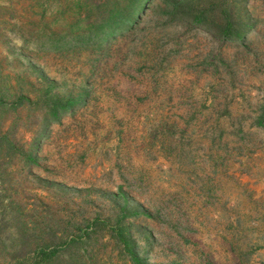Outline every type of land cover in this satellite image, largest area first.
Listing matches in <instances>:
<instances>
[{"label": "rangeland", "instance_id": "1", "mask_svg": "<svg viewBox=\"0 0 264 264\" xmlns=\"http://www.w3.org/2000/svg\"><path fill=\"white\" fill-rule=\"evenodd\" d=\"M31 1L53 40L85 37L32 46L34 103L0 106V133L17 144L0 149V264H131L110 234L119 216L148 264H264V0H134L136 20L123 16L115 36L110 9L132 0ZM5 35L0 24V90L25 67ZM87 230L35 259L43 239L62 249Z\"/></svg>", "mask_w": 264, "mask_h": 264}, {"label": "trees", "instance_id": "2", "mask_svg": "<svg viewBox=\"0 0 264 264\" xmlns=\"http://www.w3.org/2000/svg\"><path fill=\"white\" fill-rule=\"evenodd\" d=\"M29 1V2H27ZM31 0H0V24L2 25V28L6 29L9 35H5L6 37H12L16 41L19 39L20 44H14L13 40L6 38L9 49V54H13L15 59L14 60L16 65L20 64L22 66H25L24 69L21 71L19 67L13 68L5 75L4 80V88L0 90V106H4L5 108H10L11 106H17L20 104H24V100L27 102V104H33L34 101L32 97L30 96V91L25 94L26 85L25 82L27 80L25 74H27L28 71L34 70V62L30 57V49H32V46H36L37 48H49L50 47H56L58 45L65 46L68 43L71 45L79 46V44H82L84 42L83 35L74 34L73 36H67L65 34L58 35L57 40H53V34H55V31L53 29V25H55L54 21L50 22L46 19L44 16L41 18V20L36 19V11L34 5L31 3ZM135 1L132 0L129 4L123 5L120 4L119 6L116 4H113V8L110 9L112 12H114L115 20L117 17H120V20L118 22H110L106 23L104 26V33H106L108 36H115L117 32V27H119L120 22L123 21V16L129 15L128 22H131L132 24L136 20V17L139 13V10H135ZM48 4V0H46V5ZM181 1H176L173 3V9L177 10L181 6ZM45 12V11H44ZM109 12L108 5L104 6L100 10V14L106 15ZM110 13V12H109ZM203 15H196L195 19L197 21L202 20ZM114 20V21H115ZM107 22V21H106ZM68 27V33L72 35L73 29L76 26L80 25L78 22H72V23H64ZM101 26V25H100ZM233 26L230 23H226V26L221 31L222 34L226 36H237L240 38V32L238 30H233ZM63 29H60V32H62ZM233 31V32H231ZM57 34V33H56ZM55 42V43H54ZM24 58L26 59L25 63ZM10 60V59H8ZM18 63V64H17ZM53 82L50 83L49 86H52ZM29 90V89H28ZM75 102V98H68L67 100H55L53 105L50 107V113L53 115L54 118H59L60 114L65 113L71 106H73ZM262 120L260 121V123ZM17 144L15 141L10 139L8 134L6 133H0V149L5 150V152H11L12 149L16 148ZM26 160L28 162H35L36 158L33 157L31 154L26 155ZM123 212L125 208H122ZM128 212V213H127ZM127 214H144L149 215V213L141 207V209H134L131 207L126 208ZM125 216V215H122ZM123 217L119 216V218L116 220L115 225L111 227V236L114 237L118 242L122 244V247L124 251L128 254L129 260L131 261V264H148L145 262L138 254V251L136 249V244L134 239L131 237L130 234H128L125 221L122 223ZM92 232L90 230H87L85 233H74V235L67 239L66 246L62 249L59 248H51L52 242L50 241L47 243L45 239H43L41 242L37 243V246L35 247V259H38L41 263L44 261H51L54 257H57L59 255V252L62 250L64 251L65 248L71 246L72 244L76 242H83L90 236ZM85 234V235H82Z\"/></svg>", "mask_w": 264, "mask_h": 264}]
</instances>
